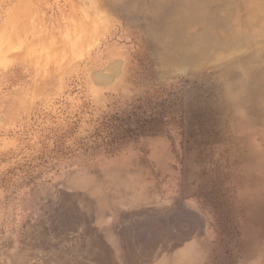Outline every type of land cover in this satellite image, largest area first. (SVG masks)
<instances>
[{"label": "rangeland", "instance_id": "1", "mask_svg": "<svg viewBox=\"0 0 264 264\" xmlns=\"http://www.w3.org/2000/svg\"><path fill=\"white\" fill-rule=\"evenodd\" d=\"M66 247L264 264V0H0V264Z\"/></svg>", "mask_w": 264, "mask_h": 264}, {"label": "bare ground", "instance_id": "2", "mask_svg": "<svg viewBox=\"0 0 264 264\" xmlns=\"http://www.w3.org/2000/svg\"><path fill=\"white\" fill-rule=\"evenodd\" d=\"M134 210V209H133ZM151 210V209H150ZM153 212H154V214H150V215H145L146 214V209H144V208H141V209H135L134 211H132V210H130L129 212H126V213H122V216H121V220H113V224H116V226H115V235L117 236V239L118 240H120L121 242H122V246H123V248H125V243H124V241H127V239H128V237H130L132 234H134L133 233V231L132 230H134V229H137L138 228V226H140V225H143L144 224V222L145 221H150V222H153L152 224H154V223H156V222H158V221H160V224H171L176 218H175V216L171 213H168V212H164V213H158L157 211H155V210H152ZM165 211V210H164ZM64 215V214H63ZM62 215V216H63ZM106 215V214H105ZM67 216V215H66ZM110 215L108 214L107 215V217H109ZM112 216V215H111ZM52 217V216H51ZM65 219V218H64ZM172 219V221H170V223H167L169 220H171ZM47 220V219H46ZM50 220V219H49ZM61 220V219H60ZM69 220V219H68ZM45 221V220H44ZM62 221V220H61ZM133 221V222H132ZM53 222V221H52ZM78 223V222H77ZM76 223V224H77ZM66 224V223H65ZM70 224V223H69ZM198 224V223H197ZM150 225V224H149ZM73 226V225H72ZM163 226V225H162ZM182 226H184V227H187V228H189V229H191V231L192 232H195L196 233V235H198V236H200L201 235V231H202V229H201V225H199V226H195V227H189V223H187V222H185V225H182ZM193 226V225H192ZM42 227V226H41ZM57 227H58V225H57ZM68 227V226H67ZM166 227V226H165ZM164 227V228H165ZM168 228H170L169 227V225H168ZM203 228V227H202ZM46 229V228H45ZM62 229V228H61ZM160 229V228H159ZM68 230H69V228H68ZM149 230V229H148ZM126 231H128L127 233H125ZM150 231V230H149ZM170 231V230H169ZM184 231V232H183ZM182 232H183V234H186V236H187V234H192L189 230L188 231H186V230H183ZM58 233V232H57ZM152 233V232H151ZM152 235H153V233H152ZM152 235H151V237H152ZM178 234H176V236L175 237H178L177 236ZM180 235H182L181 234V232H180ZM179 235V236H180ZM66 236V235H65ZM128 236V237H127ZM154 236V235H153ZM186 236H184V237H186ZM189 236V235H188ZM184 237H182V238H184ZM190 237V236H189ZM188 237V238H189ZM165 238V237H164ZM152 239V238H151ZM173 239H174V241H176L175 243H179V242H181V241H183V240H181V238L180 237H178V242H177V239L175 240V238L173 237ZM186 239V238H185ZM184 239V240H185ZM164 242V241H163ZM173 242V241H172ZM104 243V242H103ZM103 243H102V245H103ZM127 244V243H126ZM135 244V243H134ZM167 244V243H166ZM165 244V245H166ZM105 245V244H104ZM150 245V244H149ZM152 245V244H151ZM164 245V246H165ZM168 245V244H167ZM175 245H177V244H175ZM81 246H83V244L81 245ZM85 246V245H84ZM106 246V245H105ZM38 247H40V246H38ZM43 247V246H42ZM136 247V246H135ZM147 247V246H146ZM163 247V246H162ZM156 248V247H155ZM46 249V248H45ZM104 249H106V248H104ZM164 249H166V248H164ZM77 250V248H69V247H66V248H64L63 250H62V254H61V258H58V256L56 255V257L58 258V259H54V258H52L51 256H47V258L45 259V261L43 262L44 264H81V260H80V257L81 256H83L82 255V251L80 250V251H76ZM125 250V249H124ZM86 251V250H85ZM106 252H107V250H105ZM184 251H189V247H186L185 248V250ZM149 252V251H148ZM179 253H181V252H179ZM53 255V254H52ZM96 255H98L97 254V251L94 249V248H92V262H94L95 264H112V261H111V259L109 258V259H107L108 260V262L106 261V259H102L101 257H98V256H96ZM125 260L124 261H126V264H127V258H124ZM84 260V259H83ZM86 260H88V259H86ZM83 262V261H82ZM129 262V261H128ZM140 264V263H139Z\"/></svg>", "mask_w": 264, "mask_h": 264}]
</instances>
